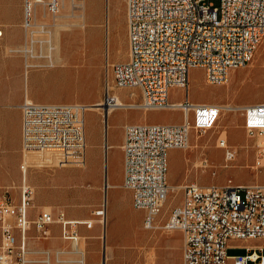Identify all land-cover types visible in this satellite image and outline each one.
I'll return each mask as SVG.
<instances>
[{
	"label": "built area",
	"instance_id": "obj_1",
	"mask_svg": "<svg viewBox=\"0 0 264 264\" xmlns=\"http://www.w3.org/2000/svg\"><path fill=\"white\" fill-rule=\"evenodd\" d=\"M61 1L23 0V25L31 24L36 4H44L50 13L57 14ZM126 10L128 59L111 63L107 52L106 64L112 71L113 84L107 81L101 104L24 99L21 169L26 175L29 167L48 164L45 162L51 159L35 155L41 151L55 155L83 153V162L58 160L57 165H84L86 111L90 106H98L104 120L111 108H180L186 117L182 123L144 122L125 126L123 186L132 191L134 207L145 211L144 227L156 229L171 189L169 150L189 147L191 129H212L222 110L216 106L218 103L195 102L190 98V69L202 67L208 83L224 84L232 70L247 66L264 41V0H220L218 6L209 0H126ZM122 88L131 90L133 97L140 90L142 99L122 103L114 91ZM172 88L183 89L184 96L172 100ZM238 108L244 115L247 132L257 136L259 157H264V94L261 101ZM220 140L221 145L227 142L226 138ZM234 156V151L227 150L226 157ZM200 158V164L208 168L207 156L203 154ZM183 191L181 204L163 224L167 230L180 229L184 233L183 260L178 264H264V182L238 184L232 179L224 184L190 182L183 185ZM34 192L24 181L18 202L8 196L0 197V264H52L48 257L43 260L29 257L25 239L32 227L46 235L48 226L59 222L63 236L78 242L77 225H92L68 219L64 211L55 215L51 210H43L31 218L29 209ZM104 209L95 213L105 216ZM17 231L22 237L18 244ZM232 239L245 242L243 253L228 254Z\"/></svg>",
	"mask_w": 264,
	"mask_h": 264
},
{
	"label": "rangeland",
	"instance_id": "obj_2",
	"mask_svg": "<svg viewBox=\"0 0 264 264\" xmlns=\"http://www.w3.org/2000/svg\"><path fill=\"white\" fill-rule=\"evenodd\" d=\"M209 1L216 6L220 4V0ZM94 2L95 6H93ZM75 3L78 6L83 5V1H75ZM78 6L72 11L73 15L68 16L63 22L70 24L81 22L85 14L87 25L84 27L73 24L56 29L54 23L42 26L39 21L27 30L23 25V0H0V25L9 31L12 29L14 33L18 31V39L14 37L12 40V44L17 45L5 47L0 44V56L18 57L23 61L25 71L27 69L30 71L27 75L30 88L34 90L35 96L44 101L80 102L86 105H94L103 101L107 81L113 84L112 71L107 69L106 64L107 52L111 63L121 62L124 58H128L126 0H86V10H84L86 13L83 12L82 7ZM38 12H43L42 6ZM47 14L50 17L49 21L54 22L55 16L48 9ZM55 42L63 47V51L60 50L58 53L52 49L54 51L52 56L61 59L62 55L66 57V63H63V60L52 61L49 56ZM27 47L30 48V52H26ZM27 60L35 66H27ZM82 74L85 75L81 77ZM114 91L127 102H138L142 99L140 90H137V95L134 97L131 96L129 89H114ZM189 94L193 101L230 103L235 108L222 109L212 129L207 131L191 129L189 147L177 148L172 154V172L175 176L186 180L184 184L190 182H197L201 185L224 184L228 179L238 184L263 183L264 165L256 166L257 158H259V148L256 146L257 136L247 132L244 127V115L238 107L243 106L239 104L241 102L254 101L256 103L263 98L264 41L258 47L254 59L247 66L238 68L237 72L232 74L230 80L224 84L208 83L204 68L192 67L189 72ZM183 96V89H171L172 100H179ZM98 111H100L99 116L93 110L86 111V133L89 144L87 159L91 164L99 154L94 143L101 138V123L104 122L103 111L100 108ZM106 117L105 113V121ZM137 117L142 123H165L181 118L182 113L173 109H150L144 114L143 109L119 107L108 118L107 143L113 141L122 123L134 121ZM224 131H227L228 137L226 138L231 146L229 150L235 152L232 158L226 157L227 148L218 146L220 138L225 136H223ZM36 152L38 151L34 153ZM203 154L210 161L208 168L200 164V157ZM226 160L229 161V166H215V164L221 165ZM108 161V180L112 183L119 182L121 180L120 167L113 149H109ZM45 163L57 165L58 159L47 160ZM86 168L85 164L68 166L64 169L68 172L66 178L69 177L72 181L67 192L71 205L86 210L88 213L86 219L92 215H96L98 219V235L87 239L90 252L96 251L101 255L105 250L109 264L118 260V264H152V262L163 264L162 262L169 259L177 247L181 248L182 242L184 244L183 231L180 229L167 230L163 224L170 217L172 210L181 204L184 196L183 186L182 188L171 187L168 200L159 215V226L156 229L145 228L143 220L140 222V215L130 208L126 212L135 221L132 230L134 235L126 239L119 235V232L113 228L115 219H111L108 215L104 240L105 223L101 221L102 215L95 212L107 206V181L102 188L95 189L91 181L85 178ZM51 170L56 172L59 168L54 167ZM122 192L120 187L109 188L108 201L111 205L114 197L120 196ZM7 196L18 202L20 192L18 195L8 192ZM45 210L52 209L45 208ZM243 252V249H236V247L228 249L230 255ZM180 254L178 251V258ZM125 257L128 259L125 260Z\"/></svg>",
	"mask_w": 264,
	"mask_h": 264
},
{
	"label": "crops",
	"instance_id": "obj_3",
	"mask_svg": "<svg viewBox=\"0 0 264 264\" xmlns=\"http://www.w3.org/2000/svg\"><path fill=\"white\" fill-rule=\"evenodd\" d=\"M82 1L83 5L76 6L82 7L84 12V10H86V1ZM74 3L72 0H62L60 13L53 14V16H55L54 22L49 21L50 17L47 14V8L45 7V5L36 4L32 14L33 16L31 25L26 26L25 28H27L28 30L39 21L41 22L42 26H44L45 24L54 23L56 25V29L73 25L74 23H64L63 20H65L68 16H71L72 11L76 9ZM40 6L43 7V12L41 13L38 12ZM83 16L84 21H87L85 14H83ZM0 26L3 28V36L0 38L1 46L5 45V47H14L15 45H17L14 43L12 44V40L14 37L18 39V31L14 33L12 29L9 31L2 25ZM52 49L56 50V52L58 53L60 52V50L63 51V47L58 42H55V44L52 45L49 56L51 57L52 61L54 60L55 62H58V60H63V63H66V57L62 55L61 59L60 57H53L52 55L54 51ZM26 52H30L29 47L26 48ZM127 59L124 58L123 60L125 61ZM47 60L48 59H46V61ZM26 63L27 66H35L28 60ZM29 72L30 71L28 69L25 71L24 63L18 57L14 58L8 56H0V197L7 196L8 192H11L12 195H18V193L21 192L22 184L26 179V182H28V184H30L35 191L33 205L29 209V216L31 218L36 217L41 211L45 210V208H51V211L55 215H58L60 211H64L68 219H78L82 221L92 222L91 226H88L85 223L77 225L79 234L78 242L63 236L62 225L59 222L51 223L48 226V232L46 235L32 227L28 230L25 239L26 246L29 249L30 258L35 260H43L48 257L52 264H104V262H106V264H109V258L107 261L105 250L101 255L96 251L90 252L88 250V237L97 236L99 232L98 219L96 218V215H92L90 216V218L86 219V217H88V213L86 210L78 209L77 207L71 205V199L69 198L67 192L70 189L72 181L69 177L68 179L66 178V176H68V172H66V169L64 168L76 165H34L28 168L26 175H24L21 169V164L24 161L22 150V104L24 102V99L26 97H29L35 101L40 102H63L53 100L44 101L41 98L35 96L34 90L30 88L28 83L27 75ZM236 72L237 69L232 70L230 72V76ZM84 75L85 74H82L81 77H83ZM118 96L120 100H122V102H127L124 101L120 97V95ZM253 103L254 101H244L239 104L248 105ZM116 109L110 111L106 117V121L103 120L104 122L102 121L103 123H101V138L99 141L94 143L99 154L96 156L92 164L89 163L87 159L89 145L87 141L85 162L87 168L85 171V178L86 180L88 179L91 181V185L95 189L102 188L105 181H107V206L105 208V218L107 219V216L109 215L111 219H115L113 228L119 232V235L123 236L126 239L134 235L132 230L135 226L134 219L127 214L126 210L130 208L134 209L140 215V222L144 220L145 211L135 209L133 205L132 191L123 186L125 178V154L123 149V144L125 142V126L129 123L142 122H140L139 117H137L134 121H125L124 123H122V127H118L119 132L114 137L113 141L108 144V118L115 112ZM89 110L95 111L98 116L100 114V111H98V109ZM173 110L181 112L182 117L165 123H182L186 118L184 111L180 108H176ZM148 111L149 110H143L144 114L148 113ZM109 149L114 150L116 161L118 162L120 167L121 180L116 183H112L111 181H109L107 176V167L109 164ZM176 150L177 148H171L169 150L168 181L171 187L182 188L186 180H181L172 172V154ZM54 167H58L59 171L57 170L56 172H52L51 168ZM54 173L55 177L53 178ZM112 187H120L123 191L120 196L114 197V202L112 204L113 206L111 205V202L108 201V190ZM89 219H92V221H89ZM21 241L22 237L17 231L16 242L18 244ZM244 244V241L232 239L229 242V249L231 247H236V249H243ZM183 247L184 244L182 242L181 248L177 247L175 252L171 253L169 259L167 258V260L162 263H181L183 260ZM178 251H180L181 253L179 258L177 256ZM124 259L127 260L128 257H125ZM118 263L119 260L112 262V264Z\"/></svg>",
	"mask_w": 264,
	"mask_h": 264
},
{
	"label": "bare ground",
	"instance_id": "obj_4",
	"mask_svg": "<svg viewBox=\"0 0 264 264\" xmlns=\"http://www.w3.org/2000/svg\"><path fill=\"white\" fill-rule=\"evenodd\" d=\"M86 1V0H85ZM77 5V4H76ZM93 6H95V2L93 3ZM71 15H73V13H71ZM84 16L82 17V20H81V22H78V23H74V24H77V25H80V26H85L86 24H87V21H84ZM74 19V18H73ZM32 22V21H31ZM30 22V23H31ZM31 25V24H30ZM30 25H28V26H30ZM63 25V24H62ZM64 26V25H63ZM119 100H120V98H119ZM121 102H122V100H120ZM102 103V101L101 102H98L97 104H94V105H99V104H101ZM122 103H124V102H122ZM125 104V103H124ZM218 108H222V109H232V108H235V106H233L232 104H217L216 105ZM90 109H99V107L98 106H92ZM113 110V108H111V109H109V111H108V113L110 112V111H112ZM222 134V133H221ZM225 135V136H224ZM223 136L224 137H222V138H226V137H228L227 136V131H224L223 132ZM198 137H201V136H198ZM220 138V137H219ZM227 139V138H226ZM219 141V140H218ZM221 143V140L219 141V144H218V146H221V147H224V148H227L228 150H229V148L231 147L230 146V144H229V142L227 141L226 142V144L225 145H221L220 144ZM79 152H66V153H56V155L55 154H53V153H51V152H48V151H41V152H38L37 154H35L36 156H37V158H40V159H54V158H57L60 162H65V163H75V162H83V153H79V154H81V155H79L78 154ZM229 158V157H228ZM198 165H199V163H198ZM230 165V163H229V161L228 160H226L224 163H222L221 165H216L215 164V166L216 167H227V166H229ZM257 165H264V157H259L258 158V164H256V166ZM103 213H104V215L105 216H102V218H101V221L103 222L104 220H105V217H106V210L104 209V211H103ZM104 219V220H103ZM152 264H155V263H153L152 262Z\"/></svg>",
	"mask_w": 264,
	"mask_h": 264
},
{
	"label": "water",
	"instance_id": "obj_5",
	"mask_svg": "<svg viewBox=\"0 0 264 264\" xmlns=\"http://www.w3.org/2000/svg\"><path fill=\"white\" fill-rule=\"evenodd\" d=\"M104 223H105V228H104V240H105V238H106V218L104 220ZM104 264H106V262H104Z\"/></svg>",
	"mask_w": 264,
	"mask_h": 264
}]
</instances>
